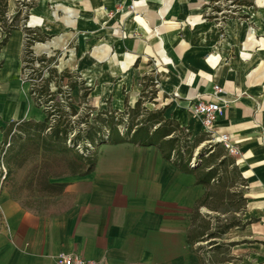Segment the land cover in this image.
Returning a JSON list of instances; mask_svg holds the SVG:
<instances>
[{"label": "crops", "instance_id": "0c3cea01", "mask_svg": "<svg viewBox=\"0 0 264 264\" xmlns=\"http://www.w3.org/2000/svg\"><path fill=\"white\" fill-rule=\"evenodd\" d=\"M84 1L78 26L97 31L103 39L115 31L120 61L114 67V84L97 79L91 86L94 95L125 92L127 104L133 106L142 88L139 75L152 70L164 117L177 121L194 138L203 131L187 109L188 100L220 102L215 125L238 147L234 158L245 180L242 223L252 244L242 264H264V80H255L251 70L257 54L244 59L232 40L236 24L228 29V24L203 18L204 0H138L134 11L114 17L104 10L119 5V11L129 5L127 0ZM43 29H50L48 23ZM13 31L0 48V155L9 123L41 121L45 116L30 108L41 109L22 78L19 35L17 72L10 74L7 68ZM215 84L223 87L217 95ZM123 105L118 100L115 108ZM95 159L87 174L50 179L65 182L63 192L42 194L43 203L35 206L12 194L0 159V264H56L60 253L98 264H199L189 235L205 187L195 173L180 169L157 146L129 140L99 144ZM30 166L27 161L17 169V182L24 181Z\"/></svg>", "mask_w": 264, "mask_h": 264}, {"label": "rangeland", "instance_id": "374dc122", "mask_svg": "<svg viewBox=\"0 0 264 264\" xmlns=\"http://www.w3.org/2000/svg\"><path fill=\"white\" fill-rule=\"evenodd\" d=\"M80 3L86 4L84 0H7V13L3 20L0 19V41L5 35L4 30L10 23L17 27V29H14L11 38L13 48L7 59V68L10 74L17 72L16 46L19 35L21 39V57L26 59L23 61L22 78H26L30 86L32 84L37 87V85L42 84V79H46L51 75L49 71L55 62L59 70L68 68L74 75L72 78L65 77L63 81H59L53 76L49 86L53 96L48 104L56 108L55 104L58 100L61 109L67 110L65 96L70 93L71 100L78 109L77 115L83 121L80 122L81 120H79L75 129L80 127L82 132L86 131L89 125H95V123L99 125V122L95 119L106 118L107 115L112 114L115 116L116 122L122 121L118 125V129L119 132L124 133L126 126L130 123L144 121L148 113L163 108L162 96L157 90V75L152 70L143 71L139 75V82L142 85L138 97L140 105L134 112L131 111L134 105L129 106L127 104L128 95L125 92L106 97L94 95L91 86L95 84L97 79L100 83L108 81L109 86H112L117 79L114 68L120 63L117 56H115L116 50L114 47V39L117 34L112 30L104 35L105 39H103V36L98 34L97 31L80 29L78 26L82 18ZM118 6H115L114 9H105L104 14L114 17L116 13L120 12L121 15H124L128 7H120L118 11ZM14 15L16 17L10 22ZM203 18L207 22L216 25L225 26L228 24V29H230L232 23L236 24L232 38L234 34L236 37L231 39L235 40L238 50L245 54L244 59H249L254 53L257 54L259 60L251 67V70L255 69V80L260 78L259 76H263L264 80V0H204ZM44 23H48L50 29L44 30ZM53 55H56L54 60L51 59ZM82 61L85 63H81ZM81 64L83 65L81 66ZM82 73L90 75L92 78L85 80ZM93 77L95 80H93ZM55 81L58 82L57 84H62L61 88L55 84ZM71 82L75 84L73 89L69 87ZM118 100L119 102L123 101L124 104L120 110L115 108ZM30 108L37 116L43 115L41 110L43 107L35 109L30 106ZM78 117L71 118L77 120ZM107 132H109L108 127L103 125L98 132V136H105ZM11 135L9 144L4 146V149L7 148L8 157H11L20 144L18 137H24L26 132L23 127L16 125L12 128ZM175 135L179 137L178 148H181L182 151L186 149V156H188V151L191 149V160L195 158L196 163H201L200 159L204 161L213 150L215 152L222 150V154L235 160L233 156L227 154L221 145L211 141V137L206 133L200 132L198 134L197 137L204 139L198 144H195V138L188 135L186 130L182 132L177 129ZM86 145L88 153L96 149L89 143ZM75 148L81 151L83 146L77 143ZM3 153L1 152L0 159L7 167V155L3 156ZM176 154L177 152L173 151L171 157L175 158ZM27 161L31 163L30 171L34 164L40 163L41 158L36 155ZM9 162L11 173L6 181L12 194L22 198V201L27 205L42 204L44 201L43 193L35 191L33 186L30 187L27 174L24 181L17 182L15 178L17 168L14 167L12 159H9ZM218 162L219 159H216L214 164ZM226 175L228 176V183L232 181L231 178L234 181V186L226 188V191L230 193L240 191L243 193L245 182L241 173L235 174L232 171V165H228ZM215 194L217 196L218 191H215ZM230 195H227L224 202H219L216 211L208 207H199L196 212L194 210L192 213V216L198 213V217L194 224L193 221L191 223L190 234L195 229L198 232H205L198 241L191 245L198 257L199 264H242L246 255V248L252 244V241L243 232L242 212L245 202L239 201L240 197L237 195ZM231 222H237L238 225L226 229Z\"/></svg>", "mask_w": 264, "mask_h": 264}, {"label": "trees", "instance_id": "16d2710c", "mask_svg": "<svg viewBox=\"0 0 264 264\" xmlns=\"http://www.w3.org/2000/svg\"><path fill=\"white\" fill-rule=\"evenodd\" d=\"M7 5V0H0V19L2 20L7 13ZM15 17L16 15L12 17L10 22H12ZM14 29H17V27L10 23V25L4 30L5 35L0 41V48L6 44ZM55 56L56 55L51 56V59L54 60ZM25 60L26 59L24 58L22 59V61ZM23 69L24 67H22V71ZM49 74L51 75L46 79H42V84L37 85V87L31 84L29 89L35 106L39 108L43 107L42 111L45 114L44 118L41 121L25 120L21 122H11L4 129V140L1 146V152H4L3 156L7 155V148L4 149V146L10 142L9 137L12 136V128L18 125L23 127L26 132L24 137H18L20 144L18 145L17 150L11 155V157H8L7 155V170L3 177L4 180H6L11 173L9 159L13 160L14 167L18 169L25 164L28 159L39 155L41 158L40 163L34 164L32 169L28 172V184H30V187L34 186L35 190L39 193L60 194L63 192L66 183L58 180L50 181V179H59L64 175H84L93 170L96 161V149L93 152L88 153V148L86 147L87 143L97 148L99 144L104 142H122L129 140L140 145H155L167 159L172 158L171 155L173 151L177 152L176 157L172 158L174 163L182 170L194 172L196 181L205 187L204 195L195 206V212L199 207H208L215 211L218 210L219 202H224L227 195L230 194L239 196V201L245 202L246 204V199L242 192L233 191L230 193L229 191H226V188L228 189L234 186L233 178H231L232 181L228 183V176H225L227 166L232 165V171H234L235 174H239L240 172L235 160L222 154V150H219L218 152L213 150L208 154L204 161L203 159H200L201 163H195L193 166H189L191 149L188 151V156H186V149L182 151L181 148H178L177 143L179 137L178 135H175L177 129L182 132L185 129L174 119L165 118L163 110L148 113L144 121L130 123L126 126V131L124 133L119 132L118 129V125L121 124L122 121L119 120L116 122L115 116L112 114L109 116L107 115L106 118L95 119L99 122V125L96 123L95 125H89L88 130L82 132V128L80 127L75 129L81 118L77 115L78 109L73 104V101L71 100L72 97L69 95L70 93H67L65 96L67 110L61 109V104H59L58 100L55 104L56 108H54L53 105L48 104L53 96V92H50L49 89L53 76L59 81H63L65 77L72 78L74 75L68 68L59 70L56 62L50 69ZM57 83L58 82L55 81V84L61 88L60 86L62 84ZM74 85L75 84L71 82L69 87L73 89ZM139 105L140 99L135 102L131 111H136L139 108ZM74 116H77L78 119L75 120L71 118ZM97 116H99V114H97ZM80 122L83 121L81 120ZM103 125L108 127L109 132L107 138L104 135L102 137L98 136V132ZM73 133L74 135L70 137ZM187 134L190 135L189 132H187ZM203 140L204 139L201 137H195L194 139L195 144H198ZM77 143H80L83 146L81 151H78L75 148ZM220 157L222 158L220 159ZM216 159H219V162L214 164ZM215 191H218L217 196ZM197 215L192 216L193 224L198 217ZM235 225H238V223L231 222L227 225L226 229ZM204 234V231L198 232L195 229V231L189 235V240L191 243H194Z\"/></svg>", "mask_w": 264, "mask_h": 264}, {"label": "built area", "instance_id": "2783aa9c", "mask_svg": "<svg viewBox=\"0 0 264 264\" xmlns=\"http://www.w3.org/2000/svg\"><path fill=\"white\" fill-rule=\"evenodd\" d=\"M129 2L128 11L132 12L136 8L138 0H127ZM223 91V87L215 84L213 86V95H217ZM187 109L191 115L200 123L201 129L204 133L211 137V141L218 143L223 147L229 156H236L238 154V147L231 141L228 133L221 132L217 129L215 123L217 115L220 113L221 104L215 101H203L200 99H189ZM108 132L105 137L107 138ZM196 159L189 161V166H193ZM4 177V176H3ZM56 264H98L94 260L81 258L75 254L60 253L56 256Z\"/></svg>", "mask_w": 264, "mask_h": 264}, {"label": "bare ground", "instance_id": "6f19581e", "mask_svg": "<svg viewBox=\"0 0 264 264\" xmlns=\"http://www.w3.org/2000/svg\"><path fill=\"white\" fill-rule=\"evenodd\" d=\"M126 13L128 14V13H131V12L127 10Z\"/></svg>", "mask_w": 264, "mask_h": 264}]
</instances>
